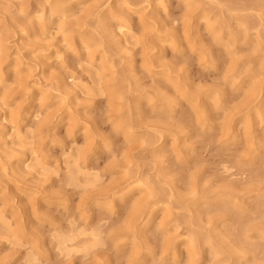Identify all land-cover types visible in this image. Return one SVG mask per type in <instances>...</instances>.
Instances as JSON below:
<instances>
[{
    "label": "rangeland",
    "instance_id": "374dc122",
    "mask_svg": "<svg viewBox=\"0 0 264 264\" xmlns=\"http://www.w3.org/2000/svg\"><path fill=\"white\" fill-rule=\"evenodd\" d=\"M33 259L264 264V0H0V264Z\"/></svg>",
    "mask_w": 264,
    "mask_h": 264
},
{
    "label": "clouds",
    "instance_id": "9594fccd",
    "mask_svg": "<svg viewBox=\"0 0 264 264\" xmlns=\"http://www.w3.org/2000/svg\"><path fill=\"white\" fill-rule=\"evenodd\" d=\"M56 146H58V145H57V143L54 141V142H53V147H56ZM54 175H55V173H54ZM28 264H35L34 259L31 260V261H29Z\"/></svg>",
    "mask_w": 264,
    "mask_h": 264
},
{
    "label": "bare ground",
    "instance_id": "6f19581e",
    "mask_svg": "<svg viewBox=\"0 0 264 264\" xmlns=\"http://www.w3.org/2000/svg\"><path fill=\"white\" fill-rule=\"evenodd\" d=\"M214 247V246H213Z\"/></svg>",
    "mask_w": 264,
    "mask_h": 264
}]
</instances>
